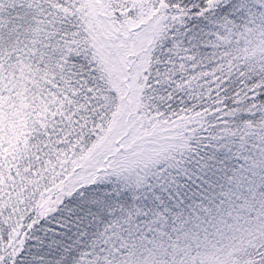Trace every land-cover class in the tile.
I'll use <instances>...</instances> for the list:
<instances>
[{
	"label": "snow or ice",
	"instance_id": "6c2138e0",
	"mask_svg": "<svg viewBox=\"0 0 264 264\" xmlns=\"http://www.w3.org/2000/svg\"><path fill=\"white\" fill-rule=\"evenodd\" d=\"M0 264H264V0H0Z\"/></svg>",
	"mask_w": 264,
	"mask_h": 264
}]
</instances>
